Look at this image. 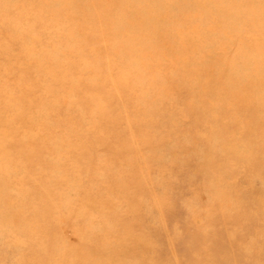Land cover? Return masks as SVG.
<instances>
[{
    "label": "rangeland",
    "instance_id": "1",
    "mask_svg": "<svg viewBox=\"0 0 264 264\" xmlns=\"http://www.w3.org/2000/svg\"><path fill=\"white\" fill-rule=\"evenodd\" d=\"M0 264H264V0H0Z\"/></svg>",
    "mask_w": 264,
    "mask_h": 264
}]
</instances>
